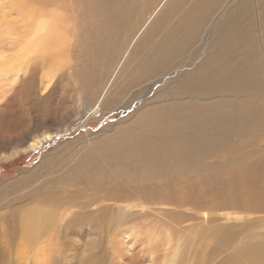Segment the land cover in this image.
<instances>
[{
    "label": "bare ground",
    "instance_id": "1",
    "mask_svg": "<svg viewBox=\"0 0 264 264\" xmlns=\"http://www.w3.org/2000/svg\"><path fill=\"white\" fill-rule=\"evenodd\" d=\"M229 1L0 0V67L9 64L12 72L1 69L0 77L34 82L41 71L50 96L68 81L74 88L64 89L58 111L72 91L88 117L146 99L154 84L197 62L212 38L195 68L178 73L84 152L72 144L43 158L23 180L37 186L27 197L42 205L26 210L24 226L32 230L25 238L52 229L55 216H47L64 206L84 210L68 227L92 225L96 238L105 236L106 218L129 226L132 205L121 203L132 200L144 209L145 203L232 208L245 215L244 238L256 241L242 246L247 263L264 264V0ZM54 118L23 125L17 138L4 133L0 144L34 152L68 134L64 124L54 133L39 131ZM19 201L4 207L18 209ZM112 209L117 219L107 217ZM256 226L260 235L249 230ZM79 227L72 233L84 236Z\"/></svg>",
    "mask_w": 264,
    "mask_h": 264
},
{
    "label": "rangeland",
    "instance_id": "2",
    "mask_svg": "<svg viewBox=\"0 0 264 264\" xmlns=\"http://www.w3.org/2000/svg\"><path fill=\"white\" fill-rule=\"evenodd\" d=\"M229 9H232L231 6ZM141 10L143 7L139 9L140 14ZM151 10H148L149 17L154 13ZM222 14L223 12L217 14L220 20L215 24V29L221 22ZM133 40L134 38L131 42ZM208 40L211 41L212 38ZM208 40L198 50L201 51L198 61L196 62L195 57L192 65L186 66L182 71L186 72L196 67L208 49ZM1 69L12 74L9 64L2 65ZM182 71H176L171 76L157 81L146 97H151L171 80H176L178 73L180 75ZM115 72L116 69L112 68L109 72V81ZM124 76L118 77L113 83L112 91L117 89ZM41 77V71L34 82L28 80L12 82L8 78L0 77V138L4 133L17 138L23 125H35L36 120L45 119L46 116L55 115L57 119L54 118V121L50 120L44 124L40 132L54 133L62 124L69 129L68 134L44 142L42 147L31 153L18 154V149L0 144V153L8 157L7 160H0V264H248L242 246L246 241L249 245H254L253 242L256 241H253L254 238H244L247 231L242 232L241 225L245 222V215L240 209L232 208L210 211L196 209L192 205L178 208L171 204L145 203L144 209L139 205L140 201L132 200L130 203H121L122 206L132 205L127 212V216L133 219L129 226L124 228V224H117L116 221L111 225L106 218L102 223L105 236L96 238L92 225L85 224L79 227L77 224L74 228L68 227L75 215L84 210L64 206L47 216L48 218L55 216L56 223L52 229L47 228L48 231L39 233L40 235L39 230L33 232L32 238L38 235L36 239L25 238L28 231L32 230L25 229L24 226L26 210L31 207L40 208L42 205L39 201L35 202L27 197V194H32L37 186H33V182L23 180L31 177L43 158L51 153L55 152L53 154L55 155L62 151H71L72 144L74 149L84 152L99 134L110 131L117 125L116 123L126 119L147 99H137L131 106L122 104L102 114L94 113L88 117L85 108L81 107L82 99L78 93L74 94L71 91V94L67 93V103L62 112L58 110L61 108L59 105L64 89L69 92L74 88L73 85L65 81L57 88V92L50 96V87L42 88ZM134 91L127 93L126 100ZM32 133L34 135H31L35 136L39 132ZM11 198L20 200L18 209L4 207L9 204ZM117 212V209H112L107 217L116 216L117 219ZM44 223L47 222L42 224ZM78 227L81 232L83 230L84 236L72 233ZM262 227L260 231L264 233V226ZM257 228L256 226L249 230L260 235ZM230 232H235V236L229 243L224 236Z\"/></svg>",
    "mask_w": 264,
    "mask_h": 264
},
{
    "label": "crops",
    "instance_id": "3",
    "mask_svg": "<svg viewBox=\"0 0 264 264\" xmlns=\"http://www.w3.org/2000/svg\"><path fill=\"white\" fill-rule=\"evenodd\" d=\"M218 13H219V12H218ZM218 13H217V14H218ZM217 14H216V15H217Z\"/></svg>",
    "mask_w": 264,
    "mask_h": 264
}]
</instances>
